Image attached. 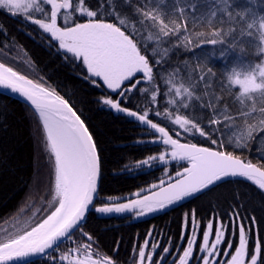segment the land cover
I'll list each match as a JSON object with an SVG mask.
<instances>
[{"label": "snow or ice", "instance_id": "6c2138e0", "mask_svg": "<svg viewBox=\"0 0 264 264\" xmlns=\"http://www.w3.org/2000/svg\"><path fill=\"white\" fill-rule=\"evenodd\" d=\"M160 5L166 8L161 9ZM261 8L264 2L259 0H246L239 6L237 0H172L171 4L169 0H0V9L37 25L66 61L82 69L84 80L104 89L97 103L134 118L150 131L154 137L151 142L164 146L160 154L138 162V167L167 166L173 162L179 165L174 177L165 171L167 179L136 191L132 197L101 200L98 144L73 103L44 77L28 78L0 62V88L18 94L30 106L37 123V142L48 168V191L41 206L28 204L12 218L19 224L31 213L29 219L35 222L15 231L4 229L0 264H28L33 257L59 264H115L112 258H93L97 254L93 248L96 242L83 231L91 210L101 215L131 213L140 218L186 199L199 198L230 178H243L264 191V151L257 149L261 152L259 163L236 154V150L243 152L250 144L264 141ZM189 24L193 27L189 28ZM196 26L208 31L197 30ZM0 32L6 34L2 25ZM245 37L249 39L245 41ZM245 42L256 47L254 55L259 60L238 56L230 70L222 73L218 87L232 97L231 102L225 100L223 93L209 90L211 67L198 70L185 62L184 68L169 70L164 64L170 57L164 61L157 53L161 46L170 53L204 45H227L218 50V58L227 65L229 49L242 47ZM212 55L216 56V51ZM158 80L167 86L163 93ZM200 85L203 92L199 91ZM134 90L145 96L144 109L127 107ZM158 96L167 97L163 110L148 107L158 103ZM153 115L215 147L187 140L181 143V132L176 131L178 138L174 139L171 129L154 121ZM40 175L37 171L32 184L37 193L42 187ZM255 224V217H249L245 224L244 217L236 212L229 214L227 220L217 217L202 224L192 211L182 221L180 239L186 246L174 249L150 245L145 239L142 246L133 248L136 255L132 264H166L170 257L172 264H264V240L256 234ZM76 232L86 242L78 240ZM65 241L75 247H69L59 257L53 256Z\"/></svg>", "mask_w": 264, "mask_h": 264}, {"label": "trees", "instance_id": "16d2710c", "mask_svg": "<svg viewBox=\"0 0 264 264\" xmlns=\"http://www.w3.org/2000/svg\"><path fill=\"white\" fill-rule=\"evenodd\" d=\"M92 2L94 3L95 0ZM171 3L172 0H169V4ZM245 3L246 0H237V6ZM160 8L165 9L166 6L160 5ZM259 10L264 12V8ZM0 25L6 29V34L0 32V62L13 67L28 78L39 80L40 77H44L52 87L73 103L94 134L101 157L99 186L101 200L110 197L116 200H119L121 196L132 197L136 191L147 190L152 184H159L161 179H167L165 171L170 176H175L179 165L174 162L167 166L138 167V162L149 155L160 154L164 146L151 142L154 137L150 131H146L145 127L134 118H129L126 114L117 113L97 103L104 89L96 88L84 80L80 75L82 69L66 61L63 58L64 54L57 50L56 44L50 42V37L43 34L37 25L26 21L22 16L14 17L3 9H0ZM192 27L193 25L189 24V28ZM196 28L208 31V29H200L199 26ZM248 39L245 37V41ZM221 47H227V45H204L193 47L188 51L179 49L165 53L161 46L157 49V53L164 61H169L170 57V61L164 64V67L169 70L176 66L184 68L185 62L189 67L197 66L198 70L206 71L211 67L213 72L209 74V77L212 84L209 90H215L216 94L223 93L225 100L231 102L232 97L218 87L222 73L226 69L230 70L238 56L249 61L259 60V57L254 55L257 51L256 47L245 42L242 47L229 49L230 55L226 65L224 60L218 58V50ZM213 51H216V56L212 55ZM205 57H208L206 62H204ZM162 75L166 77V73ZM158 84L161 93L167 90L162 80H158ZM199 91H204L203 85H200ZM166 99L167 97L158 96V103L148 107L163 110ZM126 103L131 110L146 107L145 96L136 93L135 90ZM193 103L198 102L193 101ZM153 119L162 126H166V130L171 129L170 135L174 139L178 138L175 134L179 130L178 126L171 125L163 117L153 115ZM36 129L37 123L30 107L0 94V229L5 226H8L10 230L23 229L29 223H34V220L29 219L31 213L19 224H15L12 218L18 210L28 204L40 207L42 198L47 194L48 168L45 154L37 142ZM179 131L181 143L187 140L198 145L215 147L198 136L193 138L184 134L182 130ZM257 149L264 151V141L250 144L249 148L243 152L236 150V154L259 163L261 152ZM37 171L41 174L42 182L39 193L32 189ZM192 211H195L197 220L202 224L217 217L227 220L229 214L233 212L243 216L245 224H248L249 217H255L256 234L264 240V191L243 178L232 179L199 198L186 199L165 211L142 218H136L131 213L101 215L91 210L84 222L83 231L93 236L96 242L93 248L96 249L98 256L112 258L115 264H132L133 257L136 255L133 248L137 245L142 246L145 239L149 240L150 245L158 244L174 249L186 246L180 239L182 221L185 214ZM5 218L8 219L7 223L3 222ZM149 232L152 233L151 236H148ZM75 236L78 240L86 242V238L82 237L80 232H76ZM69 247H75V245L67 242L62 248H66L65 252H67ZM62 248L60 250L64 252ZM60 254L58 251L52 253L56 257ZM30 264H59V262L45 258ZM166 264H172L171 257Z\"/></svg>", "mask_w": 264, "mask_h": 264}, {"label": "water", "instance_id": "95a60500", "mask_svg": "<svg viewBox=\"0 0 264 264\" xmlns=\"http://www.w3.org/2000/svg\"><path fill=\"white\" fill-rule=\"evenodd\" d=\"M0 94L1 95H4V96H7V97H9V98H12V99H14V100H17V101H19V102H21V103H24V104H26V105H28L27 104V102L26 101H24L18 94H14V93H12L10 90H4V89H2V88H0ZM29 106V105H28ZM30 107V106H29ZM231 179V178H230ZM229 179V180H230ZM228 181V180H227ZM99 183H100V177H99V180H98V191H99ZM90 212V211H89ZM89 212H88V214H89ZM87 214V215H88ZM39 259H41V258H39V257H33V258H31V261H29L28 262V264L29 263H31V262H33V261H36V260H39Z\"/></svg>", "mask_w": 264, "mask_h": 264}, {"label": "rangeland", "instance_id": "374dc122", "mask_svg": "<svg viewBox=\"0 0 264 264\" xmlns=\"http://www.w3.org/2000/svg\"><path fill=\"white\" fill-rule=\"evenodd\" d=\"M37 15H39V14H37ZM156 213H158V212H156ZM153 214H155V213H153ZM153 214H148V215H153ZM148 215H146V216H148ZM146 216H143V217H146ZM8 228H9L8 226H5L4 228L0 229V239L4 238V229H8ZM16 229H18V228H14L13 230H10V229H8V230L9 231H15ZM19 229H21V228H19ZM93 258L94 259H103L101 256H98L97 254H94ZM65 264H66V262H65Z\"/></svg>", "mask_w": 264, "mask_h": 264}]
</instances>
